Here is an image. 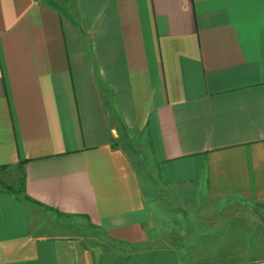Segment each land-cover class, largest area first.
<instances>
[{"label": "crops", "instance_id": "crops-1", "mask_svg": "<svg viewBox=\"0 0 264 264\" xmlns=\"http://www.w3.org/2000/svg\"><path fill=\"white\" fill-rule=\"evenodd\" d=\"M124 135L176 194L264 207V0H0V264H264L156 229Z\"/></svg>", "mask_w": 264, "mask_h": 264}, {"label": "rangeland", "instance_id": "rangeland-1", "mask_svg": "<svg viewBox=\"0 0 264 264\" xmlns=\"http://www.w3.org/2000/svg\"><path fill=\"white\" fill-rule=\"evenodd\" d=\"M126 138L127 141L121 140L120 144L128 152V155L131 157L132 163L134 164L137 170L140 179V184H142L146 200H148L150 204L153 216L157 218L156 220H158H155L156 229L158 228V230L160 229L161 231V228H163L162 226L167 225L169 221H174L173 223H175L176 226H173V228L171 229L172 233L173 230L177 231L178 229H181L185 232V235L182 240L183 242L186 239L191 238V242L182 243V245H186L187 247H189L190 245H194V242L192 241H194L195 239L194 234L196 232V234L200 235L201 233H204V235L206 236L202 237V242H198V244L202 245V248L197 250V252H201L199 253V255L203 257V260H207L205 256L208 253H211L214 256L215 254L220 255V252L214 253L215 249L221 251V247H223V250L226 251L225 249L229 244L225 240L226 237L224 236L217 237L218 235L215 234H206L207 232H210L214 229H229V231L233 230V233L231 232L232 239H238L239 237L243 236L245 238V241H243V239L241 238L240 240H238L239 244L246 243L248 246L254 244L259 245V253L264 256L263 206H254L246 204L245 202L238 203L237 201L232 200V203L228 202V205L224 209H222L220 207L210 206L211 203L200 195H190L179 192H177L176 194L173 189H169V187L164 185L159 179L156 167L148 149L147 141L141 139L136 140V138H130L128 135L123 138L121 137V139ZM15 173H9V175L5 178L12 182L13 179L16 177ZM176 202L180 204L198 203V207L190 206L189 209L186 210L185 215H183L185 211L181 210L182 212L180 213H182V216H179L176 215L179 210L176 209L174 206L177 204ZM190 218H194L193 220H196L197 223H194V225H191L190 223L189 225V222L191 220ZM191 222L193 223V221ZM165 230L168 233L170 227L167 225V228ZM160 244L163 245L164 242ZM238 247L239 245L236 244L235 248L237 249ZM192 249H194V246L192 247ZM189 253L192 255V250H190ZM226 256L227 255H225V257ZM224 258H220L221 263H226V259ZM170 260L171 263H176V261L178 260L180 262H193L194 257H189L187 253L186 256L183 258H173Z\"/></svg>", "mask_w": 264, "mask_h": 264}]
</instances>
